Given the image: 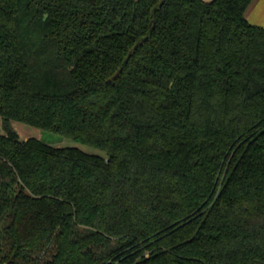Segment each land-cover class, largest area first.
<instances>
[{
    "label": "trees",
    "instance_id": "16d2710c",
    "mask_svg": "<svg viewBox=\"0 0 264 264\" xmlns=\"http://www.w3.org/2000/svg\"><path fill=\"white\" fill-rule=\"evenodd\" d=\"M252 1L0 0V264H264Z\"/></svg>",
    "mask_w": 264,
    "mask_h": 264
},
{
    "label": "rangeland",
    "instance_id": "374dc122",
    "mask_svg": "<svg viewBox=\"0 0 264 264\" xmlns=\"http://www.w3.org/2000/svg\"><path fill=\"white\" fill-rule=\"evenodd\" d=\"M9 126L13 131H15L19 135L21 140H27L28 138H36L54 147H78L87 153L105 156V153L103 151L86 146L80 142L69 140L56 134L43 131L39 128L21 122L11 121ZM0 133H5V125L1 118Z\"/></svg>",
    "mask_w": 264,
    "mask_h": 264
},
{
    "label": "crops",
    "instance_id": "0c3cea01",
    "mask_svg": "<svg viewBox=\"0 0 264 264\" xmlns=\"http://www.w3.org/2000/svg\"><path fill=\"white\" fill-rule=\"evenodd\" d=\"M245 17L250 24L264 28V0H253L245 12Z\"/></svg>",
    "mask_w": 264,
    "mask_h": 264
}]
</instances>
